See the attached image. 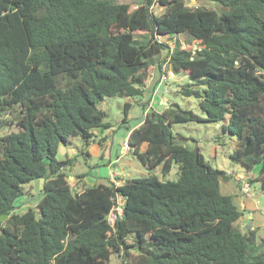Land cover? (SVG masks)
I'll use <instances>...</instances> for the list:
<instances>
[{
    "label": "trees",
    "instance_id": "16d2710c",
    "mask_svg": "<svg viewBox=\"0 0 264 264\" xmlns=\"http://www.w3.org/2000/svg\"><path fill=\"white\" fill-rule=\"evenodd\" d=\"M212 1L143 0L132 8L112 0H0V127L15 128L0 135V216L8 213L0 264H110L114 253L118 264H264L257 228L240 227L243 209L221 191L232 175L172 129L222 122L236 138L231 159L249 170L259 165L247 182L264 189V0ZM179 34L196 48L169 41ZM166 62L191 78L179 93L197 98L203 116L177 103L150 110L127 143L149 171L167 174L176 163L177 180L151 173L73 190L65 171L72 158H57L60 144L114 126L97 107L105 97L126 99V122L129 97H141ZM34 179L42 180L36 206L16 211ZM117 193L122 215L111 226Z\"/></svg>",
    "mask_w": 264,
    "mask_h": 264
},
{
    "label": "rangeland",
    "instance_id": "374dc122",
    "mask_svg": "<svg viewBox=\"0 0 264 264\" xmlns=\"http://www.w3.org/2000/svg\"><path fill=\"white\" fill-rule=\"evenodd\" d=\"M114 2H126L135 8L143 0H112ZM212 0H188L189 5H213ZM154 13H159L161 9L159 7L153 8ZM179 40L184 47H195V39L187 36L186 34H179L171 36L169 41ZM165 52L159 55V58H163ZM167 80L165 83H161L156 91L157 98L154 99L158 108H162L165 104L177 103L181 108L189 109L195 114L203 116L202 111L198 106V100L194 96H184L179 93L181 85H185L191 81L183 72H174L170 69L169 64H165ZM171 72V73H169ZM150 91H145L142 97H129V101L132 103V107L128 112V120L122 122L124 111L123 106L125 98L121 96L105 97L102 101L97 103V107L104 110L107 114L106 119L109 120L116 128L115 133L120 137L126 133V126L133 125L135 122L143 118L142 106L139 99L143 98L144 105L150 100ZM161 97H165L167 102L163 104ZM151 102L153 99L150 100ZM150 109V107L148 108ZM2 119H6L3 116ZM13 126L0 127V135L5 134L11 130H14ZM172 129L175 133H178L183 139V143L191 148L196 146L203 154L205 160L213 167L225 170L232 176L226 181H221L220 188L223 193L232 194L236 203L240 205V200L237 198L238 192H241L238 187V174L241 173L243 181H248V178L254 179L259 174V165L253 169H246L241 163L233 161L230 157L235 146L236 138L222 130V122L212 121H189L187 123H174ZM99 139L94 136L90 140H85L80 136H73L69 138L67 144H60L57 153L58 159H65L67 157L72 158V165L65 168L68 175V181L72 185L73 190L79 191L83 188L82 179L77 177L78 174L85 173L86 176L93 180H104L102 175L111 169L116 174L113 178L116 183H120L121 178L129 177H142L149 174H155L160 180H177L178 166L174 163L167 174H162L158 168L149 171L145 168L140 160L132 154L127 152L128 148H125V152L119 148V145L114 144V147L109 151L104 145H100ZM116 150V151H115ZM118 157V159H116ZM115 160L111 167H107L108 159ZM41 179H34L23 186L24 194L19 199L15 200L17 205L16 211L21 212L28 207L36 206L37 201L41 197ZM87 186H91L94 183L86 182ZM253 196H249L245 201L247 209L253 214V226L257 228V239L264 241V189L261 182L253 180L249 183ZM250 191V192H251ZM237 193V194H236ZM242 194V192H241ZM244 195V194H242ZM247 196V195H246ZM251 201V205H249ZM249 206V208H248ZM239 225L244 229L246 225V219L239 221ZM119 256L114 253L111 256L110 264H118Z\"/></svg>",
    "mask_w": 264,
    "mask_h": 264
},
{
    "label": "crops",
    "instance_id": "0c3cea01",
    "mask_svg": "<svg viewBox=\"0 0 264 264\" xmlns=\"http://www.w3.org/2000/svg\"><path fill=\"white\" fill-rule=\"evenodd\" d=\"M164 75L165 74L163 72L160 73L158 70H155L154 73H153V75H152V77H150L147 80V82L145 83V85H144V92L145 91H150V93H151L150 94V98L153 99V101L151 102L150 101L151 99H150V100H148L146 102V105L147 106H145V105L142 106L141 105L142 106V112H143V114H142L143 115V118L140 119V120H138L137 122H135L133 125H127V128H126L127 130H126V133H125L124 136H120L119 137L115 133V130H116L115 126H113L112 128H110L109 130H106V131H103V132L100 131V130H95L96 137L99 139V141H101L100 143H102L100 145H104L106 149H108L109 151H111V149L114 147V144H117V145H119V148L122 149V152L123 153H126L125 152L126 151L125 150L126 147L128 148L127 149L128 150L127 152H130V146L127 143V136L129 134L130 130L133 129V128H135V127H137L138 125H140V123L143 121L146 113L149 112L150 110H154V111L160 112L162 109H164L166 107L165 102H167L168 100H166L165 97H161L160 98L161 99V102L163 104H165L161 109L156 106L155 101H154V99L157 98V94H155V91H156L157 87L161 83H165L166 80L168 79V78H166L165 80H163V76ZM139 101L142 103L143 102V98L139 99ZM149 107H150V109H148ZM143 147H145V146L143 145ZM116 159H118V157ZM115 160H111V158H109L108 159V163H107L106 166L108 168L111 167L113 165V162ZM114 174H116V173L113 172L111 169H109L108 172H105L104 174H100L99 173V175H102V178H104V180H96V179L93 180L92 178H90L88 176H85V177L82 178V182L80 184H84L86 182H90V183H94V182L95 183L104 182V183H106V182H108V181L111 180V178L113 177ZM238 175H242V174L239 173ZM238 193L239 194H238L237 198H239L241 208L243 209V215L241 216L240 220H242V218L243 219H246V225L247 226H248L249 221H251L250 226L254 227L253 224H252L253 223V214L251 213V211L249 209H247V206H246V203H245V201L247 200V198L249 196H244V195L241 194V192H238ZM250 202L251 201H249V205H251ZM248 208H249V206H248Z\"/></svg>",
    "mask_w": 264,
    "mask_h": 264
},
{
    "label": "built area",
    "instance_id": "2783aa9c",
    "mask_svg": "<svg viewBox=\"0 0 264 264\" xmlns=\"http://www.w3.org/2000/svg\"><path fill=\"white\" fill-rule=\"evenodd\" d=\"M195 48H196V45H195V47H193V49H195ZM169 73H171V72H169ZM166 78H167V76L165 74L163 76V80H165ZM238 178L241 181V186H240L241 192L244 195L253 196V192L251 191V187H250L249 183L246 182V181H243V176L242 175H238ZM110 182L115 183L116 185L118 184V183L115 182L113 177L111 178ZM112 199L114 201V204H113V206H112V208H111V210H110V212L108 213V216H107V221H108V223L111 226L114 225V222H115L116 218L122 215V208H123V203H124V198L119 193L115 194V196L112 197Z\"/></svg>",
    "mask_w": 264,
    "mask_h": 264
},
{
    "label": "water",
    "instance_id": "95a60500",
    "mask_svg": "<svg viewBox=\"0 0 264 264\" xmlns=\"http://www.w3.org/2000/svg\"><path fill=\"white\" fill-rule=\"evenodd\" d=\"M7 214H8V213H7ZM7 214H2V215L0 216V222L6 218ZM250 223H251V221H249L248 226H250Z\"/></svg>",
    "mask_w": 264,
    "mask_h": 264
}]
</instances>
